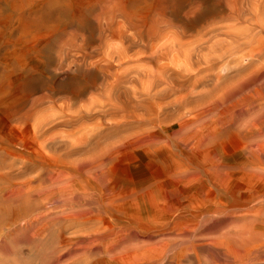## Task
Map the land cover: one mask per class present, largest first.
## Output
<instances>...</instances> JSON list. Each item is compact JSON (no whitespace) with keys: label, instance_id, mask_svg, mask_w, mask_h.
Returning <instances> with one entry per match:
<instances>
[{"label":"rangeland","instance_id":"1","mask_svg":"<svg viewBox=\"0 0 264 264\" xmlns=\"http://www.w3.org/2000/svg\"><path fill=\"white\" fill-rule=\"evenodd\" d=\"M262 111L264 0H0V195L46 218L0 264L224 262L264 231Z\"/></svg>","mask_w":264,"mask_h":264},{"label":"bare ground","instance_id":"2","mask_svg":"<svg viewBox=\"0 0 264 264\" xmlns=\"http://www.w3.org/2000/svg\"><path fill=\"white\" fill-rule=\"evenodd\" d=\"M260 97H262V96H260ZM262 112H264V111H262ZM247 125H248V123H247ZM244 127H243V129H244ZM241 129H242V127H241ZM259 141H261V139ZM247 142H246V144H247ZM253 143H254V141H253ZM252 171H254V170H252ZM55 182H58V181H55ZM52 186H54V185H52ZM12 188L14 189V187H12ZM35 191H36V188L34 187V185H30V183H29L28 185H21V186L17 187L13 191H10L8 194L6 193L7 195H0V238L1 237L5 238V239H3V242L0 243V252L1 253H7L8 254V253H10V251H12L11 250L12 248L9 249L8 239L14 241V243L24 242V241H26V239L23 237L24 236L23 233L26 229L38 227V232H40L44 228V227H40V225H44L46 218L45 219L43 218L44 220H42V218L38 215V213H34V214L32 213V211L34 209V203L31 199V197L36 194ZM7 192H8V190H7ZM257 196H258V194H257ZM251 201H253V200H251ZM260 215H262V214H260ZM245 216H247V215H245ZM262 218L263 217H261L260 219H262ZM22 221H23V225L21 224ZM45 226H46V224H45ZM251 227L253 228V226H251ZM250 230L254 231V229H250ZM261 232H260V236H259V234L258 235L255 234L258 232H255V233L252 232L254 234V236H252L253 234H251L250 231L247 229L246 231L240 233L238 235V237L231 239L232 241L228 239L230 237L226 238L229 241L221 242L222 246L225 249V252L223 254H221V255H223L224 262H220L221 260H219V258L213 253L214 251L212 253L215 256L212 257L213 258L212 260L215 261L216 259H218L219 262H216L218 264H255V263L259 262V260L264 256V235H263L264 231L262 233ZM235 236L236 235H234L232 237H235ZM255 236H259L260 238L259 237H258L259 239L253 238ZM209 237H211V236H209ZM19 252L20 251L17 250L16 254H18ZM36 255L43 259L40 263H36V264H50V262L47 260V256L45 257L46 253L43 249H41V250L39 249V251H37ZM262 259H264V257ZM56 262H57V260H56ZM216 263L214 262V264H216Z\"/></svg>","mask_w":264,"mask_h":264}]
</instances>
